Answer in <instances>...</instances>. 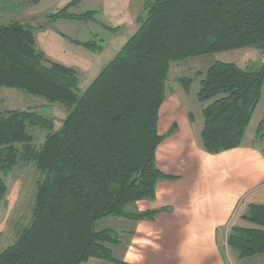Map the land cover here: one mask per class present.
<instances>
[{"label": "trees", "instance_id": "trees-1", "mask_svg": "<svg viewBox=\"0 0 264 264\" xmlns=\"http://www.w3.org/2000/svg\"><path fill=\"white\" fill-rule=\"evenodd\" d=\"M82 1L72 0L49 20H96L95 10L71 13ZM139 22L83 93L75 69L38 50L32 26H0V89L69 110L59 130L53 119L33 109L0 113V202L8 192L5 178L20 163L32 162L46 176L37 188L32 221L0 253V264L116 262L109 245L118 243L117 234L96 231V224L109 217L154 220L160 211L129 214L127 207L153 200L157 183L174 179L156 164L171 65L247 48L264 53V0H152ZM73 43L94 52L103 49L100 42ZM197 77L202 79L197 98L203 106V149L218 154L240 147L262 98L264 65L243 69L218 62ZM179 82L189 92L194 80ZM32 129L48 133L40 150ZM258 133L264 136V119ZM244 219L251 227H232L228 247L241 259L264 254V205H253Z\"/></svg>", "mask_w": 264, "mask_h": 264}, {"label": "crops", "instance_id": "crops-1", "mask_svg": "<svg viewBox=\"0 0 264 264\" xmlns=\"http://www.w3.org/2000/svg\"><path fill=\"white\" fill-rule=\"evenodd\" d=\"M244 51L248 55L241 68L263 65L262 51ZM255 51L262 58L260 64L253 60ZM263 96L264 88L242 145L218 154L206 152L201 145L204 120L196 123L193 111L186 110L177 96L167 99L160 110L158 133L164 139L156 152V164L174 179L159 181L153 200L127 207L129 214L160 213L154 220L109 217L99 221L96 231L117 234L118 243L109 245L116 262L92 258L82 264L248 261L227 246V238L232 227H251L244 216L253 205H264V136L258 133L264 119ZM249 260L264 264V254Z\"/></svg>", "mask_w": 264, "mask_h": 264}, {"label": "rangeland", "instance_id": "rangeland-1", "mask_svg": "<svg viewBox=\"0 0 264 264\" xmlns=\"http://www.w3.org/2000/svg\"><path fill=\"white\" fill-rule=\"evenodd\" d=\"M71 1L0 0V26L13 23L32 26L38 50L48 60L75 69L80 78V92L83 93L137 32L140 27L139 17L146 14V5L152 0H83L71 9V13L83 15L95 10L98 12L96 20H49V15L58 13ZM105 26L119 27L120 31L111 33ZM73 41L100 42L103 49L94 52ZM246 55L244 50H233L173 63L167 82L170 90L167 99L177 96L186 110L193 111L196 123H203V106L197 98L202 79L197 77V73L206 72L218 62L233 63L245 68L243 60ZM254 55L253 60L260 64L261 56L256 51ZM181 78L194 80L189 94L179 82ZM26 109H33L53 119L56 130L62 127L69 113L63 105L51 103L45 98L16 89H0V113ZM31 132L35 138L34 147L40 150L48 133L41 129H32ZM45 179L46 176L32 162L20 163L5 178L8 192L0 202V253L13 245L19 231L32 221L37 188ZM244 260L248 261L235 264H259L255 259Z\"/></svg>", "mask_w": 264, "mask_h": 264}, {"label": "built area", "instance_id": "built-area-1", "mask_svg": "<svg viewBox=\"0 0 264 264\" xmlns=\"http://www.w3.org/2000/svg\"><path fill=\"white\" fill-rule=\"evenodd\" d=\"M262 64L264 65V58L262 59ZM228 246V245H227Z\"/></svg>", "mask_w": 264, "mask_h": 264}, {"label": "water", "instance_id": "water-1", "mask_svg": "<svg viewBox=\"0 0 264 264\" xmlns=\"http://www.w3.org/2000/svg\"><path fill=\"white\" fill-rule=\"evenodd\" d=\"M133 183H135V182H133Z\"/></svg>", "mask_w": 264, "mask_h": 264}]
</instances>
